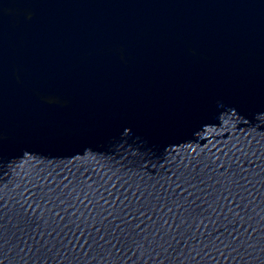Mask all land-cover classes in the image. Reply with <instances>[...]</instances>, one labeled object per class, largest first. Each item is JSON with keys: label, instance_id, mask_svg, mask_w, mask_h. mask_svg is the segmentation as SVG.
<instances>
[{"label": "water", "instance_id": "obj_1", "mask_svg": "<svg viewBox=\"0 0 264 264\" xmlns=\"http://www.w3.org/2000/svg\"><path fill=\"white\" fill-rule=\"evenodd\" d=\"M0 264H264V0H0Z\"/></svg>", "mask_w": 264, "mask_h": 264}]
</instances>
